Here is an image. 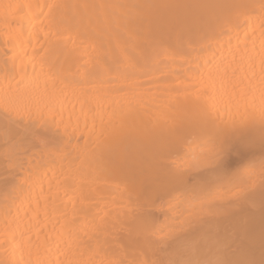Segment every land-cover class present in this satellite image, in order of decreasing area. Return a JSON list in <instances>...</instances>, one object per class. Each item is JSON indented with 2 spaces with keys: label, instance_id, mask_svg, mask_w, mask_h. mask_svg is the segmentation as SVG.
I'll return each mask as SVG.
<instances>
[{
  "label": "bare ground",
  "instance_id": "1",
  "mask_svg": "<svg viewBox=\"0 0 264 264\" xmlns=\"http://www.w3.org/2000/svg\"><path fill=\"white\" fill-rule=\"evenodd\" d=\"M262 114L264 0H0V264H262Z\"/></svg>",
  "mask_w": 264,
  "mask_h": 264
},
{
  "label": "snow or ice",
  "instance_id": "2",
  "mask_svg": "<svg viewBox=\"0 0 264 264\" xmlns=\"http://www.w3.org/2000/svg\"><path fill=\"white\" fill-rule=\"evenodd\" d=\"M264 119V114H262ZM261 141L264 146V123L261 126ZM251 148L250 133L246 126L236 128L230 136L225 137L220 144V151L217 154V159L224 163L227 158L233 153L242 154L245 150ZM175 264H205L201 261H178ZM215 264H233L231 261H216ZM235 264H243V262H235ZM264 264V262H262Z\"/></svg>",
  "mask_w": 264,
  "mask_h": 264
}]
</instances>
